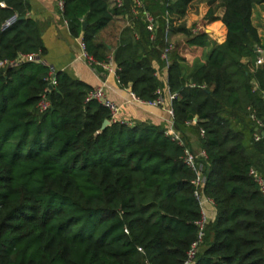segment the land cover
I'll return each instance as SVG.
<instances>
[{
    "label": "trees",
    "instance_id": "16d2710c",
    "mask_svg": "<svg viewBox=\"0 0 264 264\" xmlns=\"http://www.w3.org/2000/svg\"><path fill=\"white\" fill-rule=\"evenodd\" d=\"M122 1L116 7L113 0H64L62 13L96 61L107 57L96 33L130 14L111 54L115 75L147 100L164 88L152 60L166 65L183 145L160 126L111 121L103 106L85 102L92 88L65 72L57 71L48 87L49 68L41 61L0 68V264H184L200 217L193 173L181 159L188 129L206 153L201 193L215 209L191 264H264V197L250 175L255 169L264 177V63L256 64L261 44L251 21L252 8L264 0H223L220 16L209 9L207 18L225 28L224 40L188 73L176 45L169 63L160 53L165 13L170 34L183 35L189 46L207 44L194 25L170 21L183 18L193 0H140L138 10L156 19L152 39L142 14L131 13L133 0ZM26 10L24 0H0V61L44 53ZM13 14L16 21L3 28ZM43 94L50 105L41 111Z\"/></svg>",
    "mask_w": 264,
    "mask_h": 264
},
{
    "label": "crops",
    "instance_id": "0c3cea01",
    "mask_svg": "<svg viewBox=\"0 0 264 264\" xmlns=\"http://www.w3.org/2000/svg\"><path fill=\"white\" fill-rule=\"evenodd\" d=\"M27 4L26 15L31 18L41 33V39L44 46V53L39 56L41 62L48 66L52 74L57 71L65 72L74 80H79L91 88L102 86L111 100L120 106L119 119L135 123H149L162 128L175 129L173 117L169 114V108L166 79V65H161L156 59L152 60V65L156 70V76L164 84L166 103L162 107L149 106L137 101L131 91L130 85H121L115 73L97 72L82 55L81 38L74 37L68 27L67 21L62 12L56 7L55 0H24ZM111 4L113 3L110 0ZM223 4V0H193L191 10L183 18L175 19L171 16L172 24L184 23L187 27L196 26L197 32L206 33L207 44L202 46H189L185 43V37L179 33L170 34L169 40L177 46L178 52L184 58L185 72L188 73L195 62L202 63L209 48L214 43H221L224 40L225 28L218 18H207L209 9L216 11L218 6ZM129 15L115 16L109 24L99 30L94 36V42L104 46L105 55L113 53L122 31L129 25ZM215 16H220V12H215ZM252 24L257 29L260 37L261 49L264 53V3L257 4L251 12ZM161 58V57H160ZM242 62L246 65L249 73H253L255 66L249 58H244ZM169 63V61H168ZM176 130V129H175ZM177 131V130H176ZM257 131H260L257 129ZM178 132V131H177ZM180 135V133L178 132ZM186 145L194 153L198 154L202 149L199 145L197 136L189 129L184 133ZM204 211L207 220L215 217L213 204L205 203Z\"/></svg>",
    "mask_w": 264,
    "mask_h": 264
},
{
    "label": "built area",
    "instance_id": "2783aa9c",
    "mask_svg": "<svg viewBox=\"0 0 264 264\" xmlns=\"http://www.w3.org/2000/svg\"><path fill=\"white\" fill-rule=\"evenodd\" d=\"M166 4H168L171 0H164ZM56 2V7L57 9L62 12L63 7H64V0H55ZM114 5L116 7H122L123 1L122 0H113ZM134 7L131 9V13L133 15H138L139 13L142 14V17L144 21L146 22V27L148 32L150 33V39L154 37L155 29H156V19L155 17L150 14L147 10L143 9L141 11L138 10V8H142L143 4L141 3L140 0H133ZM165 23H166V30L164 34V41L165 45L161 50L160 57L162 60L166 61L168 63V56L169 53L173 50L174 45L173 43L169 40V15L165 13ZM17 19V14L11 15L8 19H6L3 23V28H6L13 24ZM197 27L195 26L192 29V32L195 33L197 32ZM81 49H82V55L83 57L88 61L89 65L96 70V66L101 67L104 71L106 72H112L116 74V67L113 63V58L112 55H109L106 57L105 60L103 61H96L93 58L87 56L85 52V45L81 41L80 43ZM257 53L256 57V64H262L264 63V53L263 50L260 47H256L255 49ZM23 61H41L37 55L34 54H26L22 55L19 54L17 59H12V60H1L0 61V68H6V67H11V66H17ZM55 74V73H54ZM54 74L49 72V77L47 79L48 81V87H52L55 84L54 80ZM48 89V88H46ZM167 94H168V101H170L175 97V93H171L167 89ZM137 101L144 103L149 106H156V107H162L166 103V98L165 95L162 91V89H157L155 91V97L152 99H147V100H142L137 98ZM88 101H96L98 104L103 106L109 113L110 119L113 122H122V123H127L131 124L130 122L123 121L119 119V111H120V106L108 98L104 88L102 86L94 87L90 89L85 97V102ZM262 102L264 104V91L262 92ZM39 108L40 110H45L49 107V101L46 99V96L43 94L41 97V100L39 101ZM170 115H172V109L169 104V108L167 109ZM251 118L255 120L256 124L258 127L262 126V122L258 119H255L253 115H251ZM188 124H193L192 121H188ZM201 135L203 134V130H201ZM165 135L170 137L173 141L177 142L180 145H183V141L181 140L180 135L178 132L173 129L172 127L169 129L165 130ZM261 138V135L259 133L255 134V140H259ZM205 158H206V153L204 150H201L198 154L194 153L190 148L187 146L183 147V153L181 156L182 161L184 164L192 171L193 173V179H192V184L195 187L194 190V195L196 199L199 202L200 205V217L198 221L196 222L198 226V233L196 239L191 243L189 250L187 251V256L185 258L184 264H191L192 261L195 259V256L200 249L201 243L203 242V238L205 236V225L207 224L208 220L205 215L204 211V204L205 203H210L213 204V201L208 198L204 197L201 193L202 186L206 182V174H205ZM250 175H252L255 183L258 185L260 192L262 193L264 197V177L259 174L255 169H250ZM140 251H143L141 248H138ZM144 264H152L150 261L147 259L144 260Z\"/></svg>",
    "mask_w": 264,
    "mask_h": 264
},
{
    "label": "water",
    "instance_id": "95a60500",
    "mask_svg": "<svg viewBox=\"0 0 264 264\" xmlns=\"http://www.w3.org/2000/svg\"><path fill=\"white\" fill-rule=\"evenodd\" d=\"M22 18V17H21ZM85 26H86V23L85 22H82V28L84 29L85 28ZM109 124V121L108 120H105L104 121V123H103V127H105L106 125H108ZM262 134H264V133H262Z\"/></svg>",
    "mask_w": 264,
    "mask_h": 264
},
{
    "label": "rangeland",
    "instance_id": "374dc122",
    "mask_svg": "<svg viewBox=\"0 0 264 264\" xmlns=\"http://www.w3.org/2000/svg\"><path fill=\"white\" fill-rule=\"evenodd\" d=\"M189 8H190L189 10H191V5H190ZM220 10H221V6H218V7L216 8V13L219 12Z\"/></svg>",
    "mask_w": 264,
    "mask_h": 264
}]
</instances>
